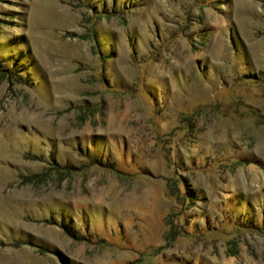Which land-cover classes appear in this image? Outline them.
<instances>
[{"label":"rangeland","instance_id":"obj_1","mask_svg":"<svg viewBox=\"0 0 264 264\" xmlns=\"http://www.w3.org/2000/svg\"><path fill=\"white\" fill-rule=\"evenodd\" d=\"M0 264H264V0H0Z\"/></svg>","mask_w":264,"mask_h":264},{"label":"trees","instance_id":"obj_2","mask_svg":"<svg viewBox=\"0 0 264 264\" xmlns=\"http://www.w3.org/2000/svg\"><path fill=\"white\" fill-rule=\"evenodd\" d=\"M7 78H10V74L9 73L7 74Z\"/></svg>","mask_w":264,"mask_h":264}]
</instances>
